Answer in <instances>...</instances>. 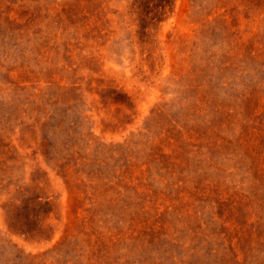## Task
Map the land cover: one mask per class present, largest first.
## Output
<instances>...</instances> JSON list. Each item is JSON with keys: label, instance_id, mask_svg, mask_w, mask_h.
<instances>
[{"label": "rangeland", "instance_id": "374dc122", "mask_svg": "<svg viewBox=\"0 0 264 264\" xmlns=\"http://www.w3.org/2000/svg\"><path fill=\"white\" fill-rule=\"evenodd\" d=\"M0 264H264V0H0Z\"/></svg>", "mask_w": 264, "mask_h": 264}]
</instances>
